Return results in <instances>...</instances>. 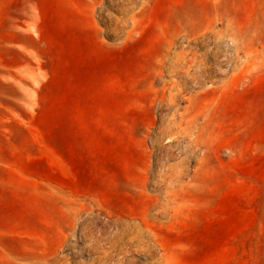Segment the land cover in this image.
<instances>
[{
  "label": "rangeland",
  "instance_id": "rangeland-1",
  "mask_svg": "<svg viewBox=\"0 0 264 264\" xmlns=\"http://www.w3.org/2000/svg\"><path fill=\"white\" fill-rule=\"evenodd\" d=\"M159 160L178 194L126 264H264V0H0V264H98L121 231L84 204L152 206Z\"/></svg>",
  "mask_w": 264,
  "mask_h": 264
},
{
  "label": "bare ground",
  "instance_id": "bare-ground-1",
  "mask_svg": "<svg viewBox=\"0 0 264 264\" xmlns=\"http://www.w3.org/2000/svg\"><path fill=\"white\" fill-rule=\"evenodd\" d=\"M169 62L171 65L169 68V74H176L177 72L182 73L187 62L185 50L184 49L181 50L180 53H177L173 58L169 60ZM182 83H184V81L183 79H180L176 88L177 92H175L174 95H171L170 98L168 99L169 104L173 105L175 103V99H177L178 94L182 91L181 89ZM176 114H174L173 118L169 121L168 127H166L163 130V134H170L169 136L170 141L175 142L176 140L178 141L182 137L185 136L191 137L196 133V139L194 140L193 138L190 139L189 140L190 143L192 145L197 146L200 142H204V139L206 138L205 127L203 128L198 127L197 122L199 118L197 116H194L179 120ZM159 161H160V169L162 170V172L159 174V184L157 187L161 188L160 190L161 194L157 195L154 198V203L152 206H148L142 210H137L136 208L129 207L120 212H117L114 208H112L108 204H105L101 199H97V198H93L92 201H90V203L84 204L86 208L92 206L93 208L103 211L106 214L105 216L107 217L105 218L107 220H112V227H116V229H118L119 232L121 231L120 235L118 236L113 235V237L107 238V244L109 245L108 247H103L95 244L96 250H98L101 253L97 261L98 264H126L128 260V255L131 254L132 251L131 246L133 244H135L140 250L150 252L152 255H154L155 251L153 247L150 248L144 247V243H145L144 237L149 233L152 234V237L155 241V246L156 247L160 246L158 241L159 234L157 231L159 226V220L153 219L151 222L150 216L154 214L157 216H161L164 213L168 212V210L172 209L173 204L175 202V199H172V197L178 194V191L175 189V185L178 181V178L182 176L183 170L180 167L176 168L174 166H166L165 163H163L161 160ZM153 175L157 176L158 174L147 169L144 177H141L139 179L137 178L128 179L125 185L122 187L125 197L128 199H134L135 197L138 198L147 195L145 191L146 186L150 181V177H152ZM161 197L166 198V200L163 201ZM124 217H133V218L135 217L136 219L139 220V222H129L125 220ZM81 228H83L82 231L84 235L94 236L93 235L94 233H92L90 227L83 226ZM115 253L116 255L119 256L118 261L113 260ZM40 264H60V263L57 260L56 261L54 259L48 260L46 258L44 261H41Z\"/></svg>",
  "mask_w": 264,
  "mask_h": 264
}]
</instances>
